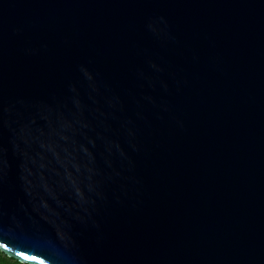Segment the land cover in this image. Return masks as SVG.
Returning a JSON list of instances; mask_svg holds the SVG:
<instances>
[{
	"label": "water",
	"instance_id": "95a60500",
	"mask_svg": "<svg viewBox=\"0 0 264 264\" xmlns=\"http://www.w3.org/2000/svg\"><path fill=\"white\" fill-rule=\"evenodd\" d=\"M0 250L264 264V0H0Z\"/></svg>",
	"mask_w": 264,
	"mask_h": 264
},
{
	"label": "trees",
	"instance_id": "16d2710c",
	"mask_svg": "<svg viewBox=\"0 0 264 264\" xmlns=\"http://www.w3.org/2000/svg\"><path fill=\"white\" fill-rule=\"evenodd\" d=\"M0 264H28V263H24L13 257H9L0 250Z\"/></svg>",
	"mask_w": 264,
	"mask_h": 264
}]
</instances>
